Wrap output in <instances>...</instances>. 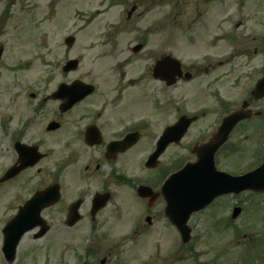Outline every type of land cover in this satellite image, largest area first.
I'll use <instances>...</instances> for the list:
<instances>
[{"label":"flooded vegetation","instance_id":"af4514ba","mask_svg":"<svg viewBox=\"0 0 264 264\" xmlns=\"http://www.w3.org/2000/svg\"><path fill=\"white\" fill-rule=\"evenodd\" d=\"M83 1L94 8L78 13L79 26L67 34L73 39L57 66L61 80L48 91L22 92L24 108L17 105L16 96L4 94L6 102L0 99V146L12 155L4 172L14 164H26L3 183L5 195L13 193L8 204L4 201L14 212L9 218L36 191L59 188L56 201L41 210L38 225L29 213L21 216L23 227H34L19 238L16 259H38L36 241L41 240L46 245L41 255L53 264L55 242L78 240L87 245L82 264H123L125 247L140 252V239L155 229L161 240L170 229L171 240L181 249L180 235L166 215L172 199L161 191L170 172L203 154L195 151L197 145L216 134L224 117L243 105L250 118L237 123L230 139L217 147L214 166L240 172L238 163L227 165L242 153L241 141L231 139L236 136L258 144V164L264 162V97L253 95L264 78V13L238 17L232 28L229 0ZM70 60L75 65L68 64ZM60 84L68 88L58 95ZM231 87L240 89V98L229 94ZM204 94L208 106L196 107ZM187 98L192 101L187 105L195 109L184 107ZM184 115L195 122L179 138L176 125ZM207 117V134L198 132L194 141L184 142L190 128ZM161 139L163 149L154 165L145 166ZM44 145L46 157L35 159V147L43 154ZM44 159L50 165L47 181L39 183L35 178ZM139 186L148 189L140 194ZM73 218L76 222L67 226ZM128 219L131 231L111 244L110 229ZM45 225L48 230L37 237ZM50 231L56 234L53 239ZM151 246L146 250L156 256L151 260L148 254L143 264H166L167 259L158 256L159 244ZM68 251L65 246L58 254L59 264H69ZM130 256L126 264L136 263L134 254Z\"/></svg>","mask_w":264,"mask_h":264},{"label":"rangeland","instance_id":"374dc122","mask_svg":"<svg viewBox=\"0 0 264 264\" xmlns=\"http://www.w3.org/2000/svg\"><path fill=\"white\" fill-rule=\"evenodd\" d=\"M230 2V26L232 28L235 22H237L235 19L238 17L244 18L245 14L253 15V12L264 13V0H258L259 9L256 7L254 0H229V3ZM7 3L4 0H0V14L4 8L11 9V17L0 25V45L3 47V54L0 61V99L5 101L6 97L4 94H7L9 98L16 96L18 99L17 105H23L24 108L25 102L23 94L25 92L48 91L49 88L51 89L61 80L60 77L62 76L59 70H57L56 64L62 63L65 59L66 49L63 44V38L66 34L73 31L74 28L79 26L80 21L77 16L78 13L92 10L94 6L83 0H75L74 2L70 0L61 1L59 5L54 7L56 9L54 15H52L54 10L51 8L49 0H18L17 2H12L11 0V6ZM247 22L249 24V21ZM250 24H254V21L250 22ZM235 30L240 31V26H237ZM43 37L46 42L41 46L40 40ZM235 38L240 39L242 37L236 36ZM78 45H76L73 51L78 48ZM49 76H51V80H48ZM239 93L240 89L231 87L229 94L238 99L241 95ZM208 100L207 94H204L202 100L196 107H199V105L208 106ZM188 102H192L190 98L183 100L185 108L187 107L188 110L190 108H196L195 106L191 107V104L187 105ZM10 110V113L14 114L17 107ZM208 122L209 119L207 117L193 125L184 142L190 139L194 141L198 132L204 131L207 134ZM40 136L45 137L41 133ZM238 137L239 136H236L235 140H242L240 143L241 146L245 144L244 146L249 147V149L251 148V139L249 140L247 138L248 140L246 139V141L243 140L241 136ZM1 138L2 134L0 131V141ZM46 149L44 145L42 151L46 152ZM249 153L247 149H243L240 158L237 157L235 159L236 162L232 160L227 165L233 166L234 164L237 165V163L246 164L249 159ZM11 156L8 149L4 150L3 147L0 146V174L11 165ZM49 166V159H44L39 165L40 174L35 180L39 183L46 182V171L49 169ZM32 173L36 174L34 171H32ZM33 174H31L29 178H31ZM246 194L247 193H242L238 195L237 198H219L203 211L205 216H195L194 219H192L191 223L195 228L196 234L205 233V226H207L206 222H209V219H211L210 228L206 232L207 237L199 239L194 244V250H197L199 254L194 256L191 261H185L180 264H264V260L262 259V252L264 251V195L252 194L248 197L247 203L245 204ZM12 195V192H10V195H5V192L0 190V249L2 245V229L10 215L14 213L12 210L5 207L7 206L6 204L10 202ZM4 201H6V204ZM14 204L15 201L9 206H13ZM225 205H227V209L224 207ZM232 205L241 207L242 213L239 218L234 221L233 225L230 227L231 229L224 232L225 224L223 218H226L229 209H231L230 206ZM222 208L224 212L221 211ZM129 219L125 220L124 225L113 226L110 229V238H112L111 244L117 243V240L120 239L121 236L131 231L132 224L129 222ZM233 227L235 228L233 229ZM235 231H238V233H235ZM163 233L166 239L162 236V240L161 237L158 236L157 229L143 236L140 239V246H142L140 252H137V247L127 245L125 249H128V252L120 256L122 263L126 264L128 259H131V253H133L134 258L137 259V262L134 264H143V260H145L148 254L150 259L151 256L154 258L156 254H154L152 250L147 252L149 250V245H152L151 248H153L154 244H159V258L170 259L169 256L174 252V245L172 241H170L173 234L170 229H165ZM49 235L52 239L56 236V234H53L51 231ZM48 238H46V242H51ZM27 240L31 242V239L28 238ZM41 242V240L36 241L37 251L39 252V255L36 256L39 257L37 261H32L29 257L19 256L14 263L39 264L41 259H43L41 254L46 246L45 243L41 244ZM22 243H26L24 239ZM245 245H250L252 248H245ZM65 246H69L68 252L70 255L69 257L67 256L69 258V264H78V260L81 259L75 258L84 250V247L87 246L78 240H71V242L68 243L62 242L61 240L55 242L53 245L55 248L52 250L53 252H51L52 257H54L53 264H59L58 254L60 252H65ZM146 248H148V250H146ZM44 251L46 252V250ZM180 254L177 253V255ZM217 255H219L218 260L214 263L213 260ZM81 262H83V260H81ZM0 264H7L3 261L1 255Z\"/></svg>","mask_w":264,"mask_h":264},{"label":"water","instance_id":"95a60500","mask_svg":"<svg viewBox=\"0 0 264 264\" xmlns=\"http://www.w3.org/2000/svg\"><path fill=\"white\" fill-rule=\"evenodd\" d=\"M183 182L186 184L189 181L183 180ZM193 188H200L201 190L211 189L209 185L207 186V188L202 187L201 185L193 186ZM245 188H258V179L256 173H251L247 176L237 177V178L227 177L225 181V185L222 186V189H225L226 191L228 190L237 191L238 189H245Z\"/></svg>","mask_w":264,"mask_h":264}]
</instances>
